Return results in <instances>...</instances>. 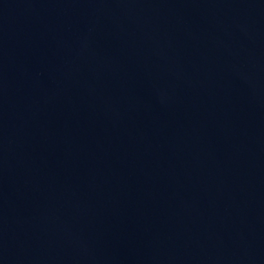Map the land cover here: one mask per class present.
Wrapping results in <instances>:
<instances>
[{"label":"water","instance_id":"obj_1","mask_svg":"<svg viewBox=\"0 0 264 264\" xmlns=\"http://www.w3.org/2000/svg\"><path fill=\"white\" fill-rule=\"evenodd\" d=\"M0 264H264V0H0Z\"/></svg>","mask_w":264,"mask_h":264}]
</instances>
